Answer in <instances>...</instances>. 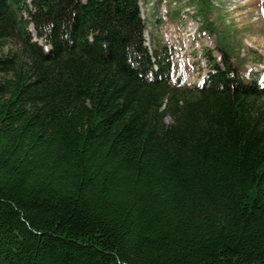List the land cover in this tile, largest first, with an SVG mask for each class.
Listing matches in <instances>:
<instances>
[{
    "label": "trees",
    "instance_id": "16d2710c",
    "mask_svg": "<svg viewBox=\"0 0 264 264\" xmlns=\"http://www.w3.org/2000/svg\"><path fill=\"white\" fill-rule=\"evenodd\" d=\"M139 14L0 0V264H264V89L169 85Z\"/></svg>",
    "mask_w": 264,
    "mask_h": 264
},
{
    "label": "rangeland",
    "instance_id": "374dc122",
    "mask_svg": "<svg viewBox=\"0 0 264 264\" xmlns=\"http://www.w3.org/2000/svg\"><path fill=\"white\" fill-rule=\"evenodd\" d=\"M138 7L149 55L157 46L170 50L169 85H201L225 55L240 77L264 85V0H138ZM255 100L264 109V96Z\"/></svg>",
    "mask_w": 264,
    "mask_h": 264
},
{
    "label": "bare ground",
    "instance_id": "6f19581e",
    "mask_svg": "<svg viewBox=\"0 0 264 264\" xmlns=\"http://www.w3.org/2000/svg\"><path fill=\"white\" fill-rule=\"evenodd\" d=\"M27 2H29V0H27ZM137 4H138V0H137ZM139 8V7H138ZM139 13H140V11H139ZM139 16H140V19L142 20V22L144 23V27H145V22L143 21V18H142V15H141V13L139 14ZM29 28H31V26L29 27ZM145 29V28H144ZM170 53V52H169ZM170 55H171V53H170ZM169 77V76H168ZM170 78V77H169ZM263 85V84H262Z\"/></svg>",
    "mask_w": 264,
    "mask_h": 264
}]
</instances>
